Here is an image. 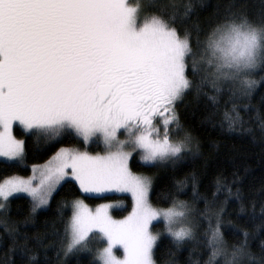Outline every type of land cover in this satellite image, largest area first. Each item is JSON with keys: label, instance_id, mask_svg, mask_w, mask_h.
<instances>
[{"label": "snow or ice", "instance_id": "snow-or-ice-1", "mask_svg": "<svg viewBox=\"0 0 264 264\" xmlns=\"http://www.w3.org/2000/svg\"><path fill=\"white\" fill-rule=\"evenodd\" d=\"M151 3L0 0V157L5 158L4 166L8 161L23 165L26 160V140L14 135V123L38 144L48 145L72 133L83 141V145L77 140L74 146L60 147L45 165H33V174L27 178L12 175L0 181V210L13 194L26 193L35 212L49 203L67 178L85 194L130 193L132 209L122 219L110 211L120 201L100 204L94 211L82 199L72 202L61 247L65 257L93 253L89 264H156L160 232L153 231L154 221H163V230L177 247L196 239L193 209L187 202L173 198L168 207L153 206L149 199L152 178L133 171L134 153L140 150L142 165L175 164L185 153L195 154L198 147L191 135H179L177 103L193 89L197 96L205 88L213 92L227 88L233 100L237 93L249 96L260 83L252 75L264 70V15L253 19L246 11L228 6L202 27L187 23L195 8L191 2L150 11ZM204 94L215 102V95ZM226 118L230 129L243 128L237 105ZM95 141L102 142L103 152L88 150ZM222 179L217 178L218 187ZM223 183L231 195L238 178ZM236 193L240 199L239 188ZM205 204L211 249L205 264H220V258L223 264H245L246 258L253 257L249 233L243 231V240L229 246L221 230L223 207L212 210L207 200ZM211 216H215L214 227ZM96 233L104 246L93 249L90 240ZM117 247L122 255L116 254ZM260 247L264 250V242ZM21 251H27L26 245ZM36 259L31 255L25 264Z\"/></svg>", "mask_w": 264, "mask_h": 264}, {"label": "trees", "instance_id": "trees-1", "mask_svg": "<svg viewBox=\"0 0 264 264\" xmlns=\"http://www.w3.org/2000/svg\"><path fill=\"white\" fill-rule=\"evenodd\" d=\"M189 2L195 8L187 23L202 27L215 21L228 6L235 11H246L253 19L264 15V0H152L148 9L153 11L169 6L170 10L173 3L183 6ZM192 39L194 42L195 31ZM251 78L260 83L249 96L237 93L233 100L227 88H222L220 92L205 88L197 96L193 89L177 103L181 130L193 138V143L198 147L195 154L187 152L184 159L175 164L169 162L153 165H142L134 155L132 169L153 177L149 197L152 204L168 207L175 198L187 202L193 209L191 219L196 239L177 247L171 236L162 233L154 250L156 264H205L209 260L211 249L207 247L206 233L210 235V214H203L206 200L208 208L212 210L223 207L221 215L224 227L221 230L229 246L243 240V231L249 233L248 243L253 257L246 258L245 264H261L264 261V250L260 247L264 242V70H257ZM236 87H239V82ZM205 92L215 95V102L210 101ZM234 104L239 107L244 120L243 128L228 127L226 113ZM14 133L18 138L26 140V160L23 165L8 161L7 167L4 166L5 161L0 160V181L14 174H30L33 165L48 160L63 145L74 146L77 140L83 145L82 138H76L74 133L62 136L48 145L38 144L34 137L19 126L14 127ZM179 135L183 136L182 133ZM103 147L99 141H95L90 142L88 150L103 152ZM234 177L238 178V183L233 185L229 195L223 180L231 183ZM217 178H223L219 187ZM237 188L240 189V199H237ZM214 192L215 197L212 195ZM80 197L86 203L96 205L102 201L123 198L124 195H86L80 192L75 181L67 179L53 193L48 207L37 213L31 212L32 203L27 196L11 197L6 208L0 210V264H25L31 255L37 257L34 264H89L93 253L82 251L65 257L60 243L64 223L72 213V202ZM124 198L127 207L118 211V215L130 209V198ZM215 223V216H211L213 227ZM162 226L160 221L153 228L162 229ZM90 242L93 249L102 244L98 242L95 246L97 242ZM25 245L27 251L22 252L21 247ZM220 264H223L222 258Z\"/></svg>", "mask_w": 264, "mask_h": 264}, {"label": "rangeland", "instance_id": "rangeland-1", "mask_svg": "<svg viewBox=\"0 0 264 264\" xmlns=\"http://www.w3.org/2000/svg\"><path fill=\"white\" fill-rule=\"evenodd\" d=\"M15 126H19L20 128H22L18 123H14V126H13V132H14V127ZM180 133H182L183 135H184V132H183V130H181L180 131ZM14 135H15V133H14ZM18 138V137H17ZM124 137L123 136H121V139H123ZM18 139H20V138H18ZM101 144H102V142H100ZM103 145V144H102ZM64 147H71L72 145H63ZM62 147V146H61ZM58 151V150H57ZM56 152V151H55ZM55 152H54V154H55ZM53 154V155H54ZM93 154H95V152H93ZM52 155V156H53ZM134 155H136L137 157H138V159H139V157H140V150H137V152L136 153H134ZM51 156V157H52ZM50 157V158H51ZM49 158V159H50ZM48 159V160H49ZM0 160H3V161H5V158H3V157H0ZM48 160H46V161H44V162H42V163H39V164H35L36 166H43V165H45L46 164V162L48 161ZM140 160V159H139ZM9 162H11V161H9ZM169 162H171V161H168V162H163V163H161V162H157V163H161V164H164V163H169ZM133 171H135V172H138V173H142V174H144V175H147V176H150L151 178H152V183H153V177L150 175V174H147V173H144V172H141V171H136V170H133ZM33 174V172H32V169H31V173L30 174H28V175H19V176H23V177H25V178H27V177H29V176H31ZM14 175H18V174H14ZM12 176V175H11ZM37 176H39V173L37 172ZM67 179H70V178H67ZM66 179V180H67ZM2 181V180H1ZM38 182V181H37ZM64 181H62L61 182V184L63 183ZM60 184V185H61ZM60 185H58L57 186V189L59 188V186ZM56 189V190H57ZM55 190V191H56ZM54 191V192H55ZM151 191V190H150ZM116 193H118V194H122V195H124V197H129L130 198V201H131V204H130V209H129V211H127L125 214H123V215H118V211H122L123 209H125L126 207H127V201H126V199L123 197V198H118V199H114V200H106V201H102V202H100V203H98V204H96V205H90V204H88V203H86V201L84 200V202L89 206V208L91 209V210H95L96 209V207L98 206V205H100V204H104V203H113V204H115L117 201H120V202H122V203H120L117 207H114L113 209H111L110 211H111V214L113 215V217L114 218H116V219H122L123 217H125V216H127L128 215V213L129 212H131V209H132V197H131V194L130 193H121V192H115V191H112V192H105V193H92V194H86V195H91V196H103V195H106V194H116ZM83 194H85V193H83ZM17 195H23V196H27V194L26 193H16V194H13V196H17ZM12 196V197H13ZM28 197V196H27ZM149 197H150V193H149ZM11 198V197H10ZM9 198V199H10ZM28 198H30V197H28ZM50 199H51V197L49 198V203H50ZM77 199H82V197H80V198H77ZM150 199V198H149ZM0 200H2V198H0ZM30 200H31V198H30ZM76 200V199H75ZM83 200V199H82ZM74 201V200H73ZM49 203L47 204V205H44V206H41L40 208H38L35 212H33V213H37L38 211H40V210H42V209H45V208H47L48 207V205H49ZM153 206H155V207H159V206H156V205H154L153 204ZM117 213V214H116ZM157 222H160V221H154L153 222V225L155 224V223H157ZM162 223H163V221H161ZM163 228H164V224H163V226H162V229L161 228H158L157 230H155L154 228H153V231L154 232H160V235L162 234V233H166L167 234V232L166 231H164L163 230ZM91 241H94V242H97V243H95V246L98 244V242H100V234L99 233H96L95 234V236H93L92 238H91ZM91 243V242H90ZM104 246V244L102 243L101 244V246H99V247H103ZM99 247H95V249L96 248H99ZM116 254L117 255H122L123 254V250L122 249H120L119 247H117V249H116Z\"/></svg>", "mask_w": 264, "mask_h": 264}]
</instances>
